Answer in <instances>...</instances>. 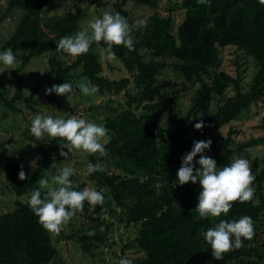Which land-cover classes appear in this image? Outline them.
Wrapping results in <instances>:
<instances>
[{
	"label": "trees",
	"instance_id": "obj_1",
	"mask_svg": "<svg viewBox=\"0 0 264 264\" xmlns=\"http://www.w3.org/2000/svg\"><path fill=\"white\" fill-rule=\"evenodd\" d=\"M163 0H116L111 5L114 12L129 21L126 9L128 2L135 6L156 9ZM170 1V0H165ZM184 17L174 29L171 15L161 16L154 12L145 22L146 26L132 28L134 51L123 46H113L116 60L130 74V77L109 79L102 75L103 67L98 55L89 52L76 57L71 64H65L56 56L49 57L47 71L38 78L37 89L50 88L52 85L70 83L73 70H79L77 77H85L98 88V96L124 95L122 110L105 118L104 126L109 130L110 142L106 145L105 157L86 155V166L103 165L102 172L85 173L97 191L104 195L103 205L92 206L85 201L84 214L99 216L107 211L119 223L135 229L136 237L128 244L135 245L142 253L132 264H264V247L243 246L224 254L217 261L212 257L210 245L202 233L214 227L220 220H238L250 216L254 231L264 213V197L260 203L233 204L230 212L217 218L200 219L195 208L199 193V182L180 186L176 173L181 166L182 157L189 153L194 142L211 140L210 151L205 155L212 157L218 169L231 164L232 157L245 148L260 143L261 139L247 143H237L235 122L244 112L260 102L264 104V0H177ZM51 0H7L6 9L0 17V25L15 12H22L10 38L5 41L2 51L17 48L26 50L21 57V67L15 75L34 58L56 50L63 36L73 35L79 28V12L66 11L61 17L42 21V14ZM169 11V10H168ZM100 47H107L101 42ZM234 49L254 59L258 72L254 75L249 88L245 91L242 75L238 69L236 76L231 75L219 65V52ZM172 59V62H168ZM216 65L217 71L209 76V68ZM169 69L181 76L184 85L179 90L169 91L161 78L162 72ZM20 83V79H17ZM133 86L134 92L128 91ZM234 95L225 99L215 112L211 106L220 99L228 88ZM192 91L190 104L184 112L179 103V93ZM20 91L10 100L0 93V104L15 111ZM52 96V94H50ZM30 97L27 102H31ZM53 103V97L49 99ZM73 114L72 109L58 105ZM115 112V109L110 108ZM203 121L205 127L196 130L194 125ZM191 124V129L187 126ZM228 128L226 134L220 131ZM189 133L191 135L189 136ZM189 136V137H188ZM65 140L47 139L38 146L40 160L33 173L18 163L3 157L0 152V175L7 173L9 191L15 197L31 195L39 188L38 181L46 172L56 175V165L60 159L55 153ZM7 142L0 141V151ZM199 159V155L194 158ZM113 164L114 171L105 170L106 162ZM199 165L195 164V169ZM23 170L28 179H18ZM71 181L73 177H70ZM264 184V160L262 168L255 176L252 187ZM74 190L82 191L86 183H78ZM46 190H42L43 194ZM112 223H94L78 239L84 254L96 252L106 241V234ZM94 232V235H88ZM256 237V234L254 235ZM261 246H264L262 241ZM58 255L51 234L39 223L28 203L16 200L10 211L0 212V264H51ZM123 251L114 261L98 264H118Z\"/></svg>",
	"mask_w": 264,
	"mask_h": 264
},
{
	"label": "rangeland",
	"instance_id": "obj_2",
	"mask_svg": "<svg viewBox=\"0 0 264 264\" xmlns=\"http://www.w3.org/2000/svg\"><path fill=\"white\" fill-rule=\"evenodd\" d=\"M116 0H51L46 6L42 14V21L46 22L52 18L61 17L66 11L79 12L80 21L79 28L81 31L88 26V23L93 17H102L103 10L111 7ZM7 5V0H0V17H2ZM126 9L129 13L130 26L137 27V21H147L154 13L158 12L161 16L171 15L173 17V28L176 29L178 24L184 17V11L179 8L177 0L161 1L158 3L156 9H149L146 7L135 6L128 2ZM169 10V11H168ZM22 12H15L10 15L8 19L3 21L0 25V52H2L3 45L12 35L15 26L20 19ZM74 35V34H73ZM58 44V43H57ZM26 50L17 48L14 52L17 63L14 68L9 69L0 62V93L3 98L10 100V97L20 91V99L16 100L14 109L9 110L3 104H0V141L7 142L6 146L0 151L3 157L18 163L21 167L28 169L30 173L36 169L38 161L40 160L38 146L48 139L47 134L43 139L37 141L30 135L29 129L35 115L48 116L53 118L68 119L71 116L78 118H85L88 121L102 124L104 126L105 118L110 114H116L122 110L121 105L124 104V95L100 97L97 93L90 96H84L79 91V85L82 83L90 84L85 77H77L79 70H73L71 74L74 76L70 84H72L74 92L67 96H57L55 93L51 95L45 94V89H37L36 83L38 78L45 75L47 71V61L49 57L56 56L65 64H71L75 58L71 57L62 50L50 51L41 56L34 57L28 65L23 67L19 75H15V71L21 67V57ZM93 52L98 55L100 64L103 67L102 75L109 79H120L123 77H130V74L122 67L119 61H108L101 57L98 48ZM168 59V62H172ZM219 65L233 76L239 69L242 75V85L246 91L252 83L254 75L258 72V67L251 57H246L243 54H236L234 49H222L219 52ZM216 69V65L209 68L210 75L203 76L205 82H208ZM77 75V76H76ZM161 78L166 83L169 91L179 90L184 85V80L179 75H175L169 69L162 72ZM17 79H20L21 85ZM60 85V84H56ZM134 92L133 86L128 89ZM192 91L190 89L179 93V103L186 112L190 104V97ZM234 95L233 89L228 88L220 99H215L211 106L212 113L216 108L222 104L225 99ZM30 97L32 101L27 102ZM54 99V102H49V99ZM27 99V100H26ZM59 104L72 109L73 114L65 109H60ZM110 108L115 109L111 111ZM232 126L233 130L237 131L236 141L243 144L251 140L261 139L260 143H256L252 147L245 148L242 152L236 153L232 159L244 158L247 159L252 168L253 175L256 176L262 168V161L264 160V104L260 102L256 106H252L250 111L244 112ZM191 129V124L187 126ZM228 128H223L220 132L226 134ZM191 133H189V136ZM188 136V137H189ZM61 151L68 152L67 158L59 155ZM55 156L60 159V163L56 165L57 169L65 166L73 167L74 173L73 184L86 183L87 187L94 188L93 183L90 182L85 173L86 160L85 155H81L77 150H70L68 143H62L61 148L55 153ZM35 161V165L32 163ZM105 170L113 172V164L108 161L105 164ZM51 182L52 175L46 172L45 177ZM39 186V184H38ZM254 202L259 204L260 197H264V184L255 188ZM44 190V189H42ZM31 195H24L15 197L8 189L7 173L5 170L0 175V212L5 213L12 209L16 200L22 203H28ZM94 223L108 224L112 223V228L106 234V241L101 244L96 252L92 254H84L78 244L79 237L87 232ZM255 229L256 237L251 241H247L245 246L261 250V243L264 241V213H260V222ZM51 234V233H50ZM54 245L58 249V255L51 264H98L102 261H114L123 253L129 260H136L142 256V253L135 245L128 247L136 237L135 229L126 227L119 223L107 211L102 212L99 216L92 213L84 214L80 217H74L68 225L60 232L59 235L51 234ZM245 242V241H244ZM264 253V248L261 250Z\"/></svg>",
	"mask_w": 264,
	"mask_h": 264
},
{
	"label": "clouds",
	"instance_id": "obj_3",
	"mask_svg": "<svg viewBox=\"0 0 264 264\" xmlns=\"http://www.w3.org/2000/svg\"><path fill=\"white\" fill-rule=\"evenodd\" d=\"M199 2L208 3V0ZM137 25L146 26V23L141 20L137 21ZM131 33L132 27L127 19L108 8L103 10L102 17H93L85 29L74 35L61 37L56 48L76 58L87 54L95 43L102 58L114 61L116 55L112 50L113 46H123L129 52L134 51V37ZM101 42L107 47H100ZM0 62L9 69L14 68L17 63L14 51L9 48L0 52ZM78 87L84 96L98 92V88L90 84L82 83ZM73 92L72 84L66 82L54 84L45 90L46 95L55 93L57 96H67ZM194 127L196 130H202L205 125L201 120ZM29 132L37 141L43 139L45 134L49 139L65 140L70 150H77L85 156H107L106 145L111 139L105 126L77 116L64 119L37 114L32 120ZM211 143V140L194 142L191 151L182 157L181 166L176 173V181L180 186L199 182L202 191L199 193L195 210L200 219L226 216L234 203L251 202L255 194L252 187L255 176L250 162L244 158H237L230 165L218 169L216 161L205 155L206 151H210ZM59 155L67 158L68 152L61 151ZM198 155L199 159L195 164H198L199 168L195 169L194 158ZM31 163L32 166L35 165V161ZM103 170L99 160L96 164L89 163L87 166L88 174ZM73 173V167L65 166L58 169L51 182L47 178L40 179L39 188L32 192L28 201L39 223L53 235H59L74 217L83 213L85 201L92 206L103 205L105 202L103 193L94 188L74 190L75 186L70 179ZM18 179L24 181L28 176L21 170ZM41 189L46 190L43 198ZM202 235L210 245L212 257L221 261L224 254L241 248L244 241H251L254 238V222L250 216H241L238 220L232 221L220 220ZM118 264H132V261L121 257Z\"/></svg>",
	"mask_w": 264,
	"mask_h": 264
},
{
	"label": "water",
	"instance_id": "obj_4",
	"mask_svg": "<svg viewBox=\"0 0 264 264\" xmlns=\"http://www.w3.org/2000/svg\"><path fill=\"white\" fill-rule=\"evenodd\" d=\"M88 166V165H87ZM87 166H86V170H87Z\"/></svg>",
	"mask_w": 264,
	"mask_h": 264
}]
</instances>
